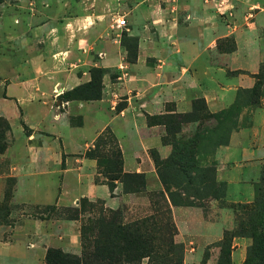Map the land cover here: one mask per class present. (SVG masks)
Listing matches in <instances>:
<instances>
[{"label":"crops","instance_id":"obj_1","mask_svg":"<svg viewBox=\"0 0 264 264\" xmlns=\"http://www.w3.org/2000/svg\"><path fill=\"white\" fill-rule=\"evenodd\" d=\"M119 15L127 28L116 27ZM94 69L101 96L66 97L91 82ZM262 72L264 0H0V116L10 125L0 204L14 179V208L0 221V264H46L50 247L82 255V218L33 215L34 206L103 200L135 220L129 217L147 210L149 192L162 186L153 151L164 160L173 150L166 124L150 119L192 112L198 100L210 113L237 109L236 127L214 154L229 207L176 206L173 215L183 264H220L221 241L236 225L232 205L254 202L261 176L264 91L259 102L242 101V92ZM107 129L123 171L144 175L141 190H126L121 180L112 189L88 155ZM251 244L235 235L231 264H244Z\"/></svg>","mask_w":264,"mask_h":264},{"label":"rangeland","instance_id":"obj_2","mask_svg":"<svg viewBox=\"0 0 264 264\" xmlns=\"http://www.w3.org/2000/svg\"><path fill=\"white\" fill-rule=\"evenodd\" d=\"M261 74L264 76L263 72ZM263 91L264 79L259 94L263 93ZM249 98V93L246 91L242 92V101H247ZM198 115L201 117L198 124L191 125L185 122L180 125L182 129H180L179 133H176L179 129L178 124L182 120L185 121V118L153 119V121L170 123L171 131L166 137L171 143L173 141L178 149L173 159L170 161H167V159L160 160L158 163L159 181L162 186L149 192L150 207L144 212L138 213L139 215L129 217V219H137L138 217L149 216L153 213V210L157 211V224L161 225L160 234L157 236L160 241L157 240V242H161L159 244L162 249L151 255L150 258L146 257L130 264H183L185 247L176 237L178 227L173 215V207L208 206L213 201L217 202L219 206L229 207L224 196V182L217 177V161L214 154L220 145L228 142L231 131L236 127L237 109L216 114L215 117L207 116L205 112H201ZM2 124V129L0 130L3 131L4 140L8 142L9 130L4 123ZM102 152L108 155V157L105 156L103 158V168L108 166V168L115 169V165L110 166L107 163L108 158L112 156L111 145ZM261 165L260 201L257 202L256 206L248 210L241 206L238 208V205L233 206L236 225L234 229L228 231L226 239L221 243L224 248L229 247L235 235L251 236L252 233L262 234L261 228L263 225L261 222H264V160ZM245 171L250 177H253V180H256L259 175L258 173L256 176V170L246 168ZM11 187H13L12 183ZM254 187L252 185V188ZM13 208L14 205L10 204L9 201L4 202L2 205L0 204V221H7V215ZM45 209V207L34 206L29 208V212L33 215H40V212ZM244 211L246 213H243ZM102 213V205L99 203L91 207L85 206L83 209L82 224H86L90 228L88 231L90 241L101 226L98 220L103 217ZM47 215L57 217L56 213L52 212ZM104 215L109 216L110 213L104 211ZM115 217L127 222L124 215L122 218H120V214ZM254 244L251 247V253L262 249V242H255ZM91 250L90 242L87 251Z\"/></svg>","mask_w":264,"mask_h":264},{"label":"trees","instance_id":"obj_3","mask_svg":"<svg viewBox=\"0 0 264 264\" xmlns=\"http://www.w3.org/2000/svg\"><path fill=\"white\" fill-rule=\"evenodd\" d=\"M132 46H136V39L131 38L129 40ZM132 54V55H131ZM135 52L130 53V58H135ZM132 56V57H131ZM99 74L101 71L99 69L93 70V79L88 84H85L81 87L75 88L71 92L66 94V97L69 98H79V99H97L101 96V88L102 83L99 80ZM258 82L254 88L251 90L246 91L250 94V98L247 101L259 102V91L261 85L263 84L264 76L262 74L258 75ZM234 110V109H233ZM201 112L207 113V116L215 117L216 114L219 113H210L207 110L206 104L204 100L196 101L195 107L192 112L185 113V114H169L164 115L162 117H154L150 119V122H153V119H160V118H185V121L182 120L179 122V129L176 133L180 132V125L185 122H192V121H200L201 117L197 114ZM223 113V112H221ZM2 123H4L8 130H10V125L8 121L3 117L0 116V129H2ZM166 124L167 127V135L168 136L171 131L170 123L166 121L162 122ZM3 131L0 130V153H3L7 146L8 142L4 140V135L2 134ZM164 137V141L166 143L172 144L173 150L171 155L167 158V161H170L174 158L176 150L178 149L175 143H172L168 140L167 137ZM111 145L112 156L108 158V165H115V169L103 168V158L108 155L104 154L102 151L105 150L108 146ZM102 150V151H101ZM88 155L97 159L98 164L100 167V171L104 173L107 177L110 187L114 188V183L116 180H121L126 185V190L129 189H139L145 187L146 179L142 174H131L125 173L123 171V161H122V152L116 136L114 133L107 129L104 131L97 139L95 143V147L88 151ZM153 157L156 162L158 173H159V165L160 157L156 151H153ZM261 179L256 184V198L252 203L246 204H238V208L241 206L246 210L251 209L252 207L257 205V202L260 201V183L262 182V175L260 176ZM13 181V182H12ZM11 183H14L13 178L8 179L9 187L5 193V201L7 202L10 200L12 195ZM132 184V186H131ZM225 185V192H226V184ZM225 196V194H224ZM3 202V203H4ZM2 203V204H3ZM96 203L102 205L103 217L98 222L101 223L100 228L98 229L94 238L90 241L88 231L90 228L85 224L81 226V243H82V255H76L72 253H68L63 251L60 248H53L50 247L47 250L46 254V264H130L137 260H141L146 257H151L154 253H157L162 249V246L159 244L161 242L160 238L157 236L160 234L161 225L157 224L156 212L153 210V213L149 216L140 217L132 221L124 222L119 218L116 219L115 216L120 214V218L123 217V213L121 210H112L108 209L104 206L103 200H98L96 202L89 201L87 199H83L81 202L80 207L75 208H58L55 205L46 206L45 210L40 212L43 216L44 214L47 215L49 213H56L57 217L60 218H67V219H80L83 215V209L85 206H94ZM1 204V205H2ZM235 205H232V207ZM153 208V207H152ZM104 211L110 213L109 216L104 215ZM46 212H48L46 214ZM113 213V214H112ZM243 213H246L244 211ZM263 227L261 228L262 234H255L252 233L251 236H247L252 238V244L248 250V256L244 262V264H264V222H261ZM170 224V223H169ZM168 225V223H167ZM228 231H226L224 239L221 243L226 239ZM246 236V235H243ZM234 237V236H233ZM233 239V238H232ZM91 242L92 250L87 251L89 247V243ZM255 242H262V249L251 253V247L254 246ZM232 243V241H231ZM222 246V245H221ZM220 264H231V244L229 247L224 248L222 246V255Z\"/></svg>","mask_w":264,"mask_h":264},{"label":"built area","instance_id":"obj_4","mask_svg":"<svg viewBox=\"0 0 264 264\" xmlns=\"http://www.w3.org/2000/svg\"><path fill=\"white\" fill-rule=\"evenodd\" d=\"M115 25L117 28L127 27L128 23L125 16H119L117 19H115ZM55 93L56 96H59L60 94H62V89H57Z\"/></svg>","mask_w":264,"mask_h":264}]
</instances>
